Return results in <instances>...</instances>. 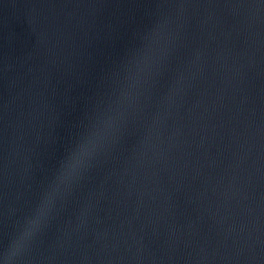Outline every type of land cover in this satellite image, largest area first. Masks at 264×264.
I'll return each mask as SVG.
<instances>
[{
  "label": "water",
  "instance_id": "water-1",
  "mask_svg": "<svg viewBox=\"0 0 264 264\" xmlns=\"http://www.w3.org/2000/svg\"><path fill=\"white\" fill-rule=\"evenodd\" d=\"M0 264H264V0H0Z\"/></svg>",
  "mask_w": 264,
  "mask_h": 264
}]
</instances>
